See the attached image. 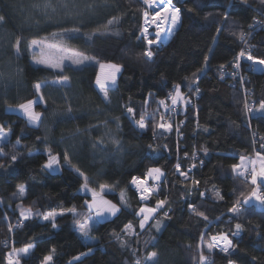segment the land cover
Instances as JSON below:
<instances>
[{
	"label": "trees",
	"instance_id": "obj_1",
	"mask_svg": "<svg viewBox=\"0 0 264 264\" xmlns=\"http://www.w3.org/2000/svg\"><path fill=\"white\" fill-rule=\"evenodd\" d=\"M36 2L0 0V9L3 10L0 14L7 16L6 23L0 27V73L9 77L0 83V124L12 130L4 142L5 150L20 157L11 170H0V253H7L13 246L19 248L32 243V251L22 257L21 264H40L43 256L53 247L57 250L54 264H67L72 256L91 246L93 253L82 258L83 264H135L137 257L131 254L134 249L138 250V257L146 252L158 251L160 264H193L194 252L198 260L200 249L196 246L201 243V232H228L239 222L245 225V230L239 236L232 237L238 245L236 251L226 257L215 250L208 254L205 247V254L212 264H228L229 259L234 264H253L252 256L264 259V209L253 204L247 207L242 217L234 219H230L232 214L228 212L240 192L247 193L251 188V185L245 187L242 178L233 175L230 165L237 163L240 155H254L253 148H258L260 136L264 135V117L258 113L244 112L245 100L251 105H258L260 99H264V71L252 72L247 67V61L241 62L247 91L243 94L237 87L228 84L226 79L221 80L217 70L222 63L227 66L240 49L246 47L233 32H245L249 45L253 46V54L264 58V28L248 27L253 23V17H264L255 11L259 8L264 12L258 0H249L250 7L240 4L239 0H232L231 7L229 0H174L182 9L181 24L168 43L160 45L154 61L150 63L137 59V53L143 50V42L136 39L142 8L137 0H107L109 7H98L94 14L85 10V4L100 5L104 0H76L79 10L83 12L80 17L67 16L65 9L58 6V0H52L57 7L56 12L49 10V15L45 16L42 12L33 11L32 5ZM67 2L71 8L72 0ZM188 8H193V11L189 12ZM225 11L229 12L227 21L222 20ZM112 15L121 16V23L112 33L97 35L91 41L85 40L83 35L68 41L71 48L95 57L97 61L123 66L118 87L109 93L111 103L102 102L94 83L97 63L79 69L65 63L68 67L63 74L69 76L70 86L53 85L43 89L47 109L43 105L35 107V111L43 113L42 123L38 127L28 125L19 112L6 111L7 104L15 106L31 99L32 85L37 80L53 81L58 78L59 69H48L32 63L33 54L27 50L28 41L48 38L47 42H54L50 38L51 33L81 22L82 33H90L101 28ZM221 26L224 31L217 34L216 29ZM18 36L24 38L19 59L13 55L11 48ZM209 49H212L211 53ZM205 55L210 56V67L200 76V95L192 96V105L174 116V121H184L179 125L182 137H178L173 130L153 140L150 128L143 133L134 131L129 120L123 118L121 105L130 103L139 118L144 99L150 91L155 93V97L152 98L149 112L157 109L155 101L164 98L174 83H180L181 90L187 94L191 74L203 65ZM69 106L73 109L72 118L57 115L65 112ZM117 117H120V130L116 129ZM105 121H108L107 127L102 126ZM197 121L200 128H197ZM90 125L96 127L75 134L77 129H89ZM203 127H208L209 132H204ZM17 137L21 138V143L13 149ZM37 137H47V141L37 140ZM113 137L121 142L119 151L111 143ZM98 139H102L103 143L93 148V142ZM253 140L256 141L255 145ZM150 143L154 146L167 144L168 151L161 148L158 152H152L147 147ZM194 145L196 149L207 147L209 153L204 155L198 151L197 167L192 170V175L201 184L196 193L187 197V201L195 203L198 210L208 216V222L189 212L187 203L181 200L182 186L174 175L177 155L183 170L191 166ZM48 148L61 154L68 151L71 165L85 173L91 182L90 187L98 190L100 184L118 185L114 191L106 194V198L114 203H119L121 190H125L126 207L122 212L117 217L92 224L90 235L97 239V243L85 246L75 231L76 221L85 219L89 211L86 206L81 207L85 199L91 198L78 191L83 180L66 165L59 172L42 171L41 166L46 160L44 153ZM185 151L189 153L187 159L184 158ZM149 167H161L165 177L162 178L160 194L148 203L154 206L156 199L167 195L169 205L164 210L171 209V218L163 221L159 232L146 230L138 238H131L128 247H121L120 241L112 235L113 230L120 232L129 221L138 225L134 212L140 206L139 199L128 182L133 175L142 177ZM20 183L25 185V195L22 198L13 197L12 193ZM213 186L220 190L223 201L215 196ZM206 189L207 197H200L198 192ZM17 205L24 209L31 208L39 214L75 206L78 215L74 217L69 213L57 216L55 229L50 222L36 216L25 221L23 227L9 232V224L15 225L19 220L20 208ZM5 213L8 216L6 220L2 219ZM217 217L220 219L217 220ZM157 219H162V213ZM255 225H260V235L254 230ZM150 236L156 238L155 247L149 245L145 250L144 241ZM203 243H208L207 237Z\"/></svg>",
	"mask_w": 264,
	"mask_h": 264
},
{
	"label": "snow or ice",
	"instance_id": "obj_2",
	"mask_svg": "<svg viewBox=\"0 0 264 264\" xmlns=\"http://www.w3.org/2000/svg\"><path fill=\"white\" fill-rule=\"evenodd\" d=\"M137 2L143 5L140 8V22L138 24L139 34L137 35V41L143 42V50L137 53V59L144 60L145 62H153L156 54L160 50V45L163 39L167 40L171 38L177 28L181 24V13L182 9L174 3V0H137ZM240 4L250 7L249 0H239ZM232 0H229V7H231ZM259 5L264 8V0H258ZM58 6L65 9V14L69 17L75 16L80 17L83 12L79 10V5L76 0H72V7L69 8L67 0H58ZM98 7H109L107 0L100 5L95 3L85 4L84 8L89 14H94ZM34 12H42L45 16L49 15V10L55 13L57 7L53 5L52 0H37L36 3L32 5ZM0 11H3L0 9ZM189 12L193 11V8H188ZM255 11L261 12V9H255ZM229 19V12L225 11L222 16L223 21ZM253 23L249 24V29H254L257 25L264 28V20H257L253 17ZM7 21V16L0 14V27ZM121 23L120 15H112L111 18L107 20L106 23L101 25V28L94 29L90 33H82L83 24L77 23L72 27L61 28L57 32L50 34V38L54 42H47L48 38L44 40L31 39L27 43V50L30 51L32 55V62L36 65H43L48 69H59L57 72V79L53 81L48 80H37L33 83V94L31 99H26L24 102L18 103L15 106L12 104H7L6 111L13 112L19 111L26 118L27 124L33 127H38L43 120V113L35 111V107L43 105L45 110L47 109V97L45 96L43 89L46 87H51L53 85L58 87H68L70 86V78L64 75V70L68 65L65 61H70L71 66L79 69L82 66L91 63H97L99 65L100 72L97 73L95 78V85L98 88V94L102 96V102L105 104L111 103L109 93L114 91L118 87V77L122 73V65L116 63H105L102 61H97L95 57L88 56L82 52L76 51L68 45L69 40L79 38L81 35L84 36L85 40L91 41L97 35H107L116 29V27ZM224 31L223 26L216 29L217 34ZM118 34V32L116 33ZM166 34V35H164ZM234 36H237L240 43L245 45L240 52L233 58L227 66L222 63L218 66V72L220 73V78L223 80L227 72V68H231V76L233 79L239 78L241 84H245L246 81L244 77L240 74L242 68V61L248 62V69L252 72L264 71V68H258L257 66H264V58L256 56L251 51L253 46L249 45L248 35L241 31L239 34L233 32ZM24 46V38L18 36L15 42L11 45L13 55L20 58L22 48ZM153 46H156L155 49ZM38 50V51H37ZM212 52V49H209ZM210 67V56L205 55L203 57V65L195 72L191 74V80L188 84V93L186 94L181 90L180 83H174L172 90L164 98H159L155 102L157 104V109L152 112L148 111L152 98L155 97V93L149 92L148 96L145 97L143 108L139 113V118H137V111L134 106L130 103L122 104L121 107L124 109L122 113L123 118L128 119L133 125V130L140 133L146 132L151 129L153 133V140L158 139L165 134L171 133L173 130L176 132L178 137H182L181 128L179 125H175L172 122L173 114H180V110H186L192 105V96H199L201 89L199 87V80L201 74ZM9 77H6L4 73H0V83H3ZM188 80V77H185ZM67 99V97H65ZM131 101V97H129ZM170 101V103H169ZM163 109V111H160ZM73 109L69 106L65 112L57 113V115L68 116L72 118ZM244 112L246 114H260L264 117V99H260L258 105H250L247 100L244 102ZM157 115L159 119L157 120ZM116 129L120 130V117L115 118ZM184 121H180L183 124ZM108 121L103 123V127H107ZM251 125L249 124V127ZM89 129L80 130L77 129L75 134H82V132H88ZM199 121H197V128H200ZM204 132H209L208 127H203ZM11 129H6L5 125L0 124V170H11L13 166L18 162L20 157L16 154H10L5 150L4 142L8 140L11 135ZM255 136V133H253ZM37 140L47 141V137H37ZM62 142V141H61ZM21 143V138L17 137L13 149L16 145ZM103 143L102 139H98L93 142V148L98 147ZM111 143L116 146L117 151L121 149L120 140L115 137L112 138ZM178 143V153H179V141ZM256 141L253 140L255 145ZM148 149L152 152H158L163 148V150L168 151V145H153L149 144ZM198 151H202L204 155H208L209 150L207 147L201 146L196 149L194 145V150L191 153V159L193 163L187 170H183L182 162L177 155V161L174 167V175L179 180L182 191L181 200L187 203V208L191 214L202 218L205 222H208L209 218L204 212L199 211L195 203L187 201V197L192 196L198 191L201 181L196 179L192 175V170L197 167L195 163L197 159ZM254 155H240L239 162L230 165L231 172L237 178H242V183L245 187L251 185L250 190L245 193L240 192V196L237 197L232 206L228 209V212L232 214L230 219L242 217L248 206H252L255 203L261 209H264V135L260 136V143L258 148H253ZM32 155V153H29ZM44 155L46 160L41 166L42 171H60L65 165L72 168V171L78 174V176L83 180L78 191L90 195L91 199H85L84 204L81 207H87L88 215L86 219L81 222L76 221L75 231L84 237L89 245L97 243L95 237L90 235L91 227L93 223L100 220H105L110 217H117L124 207H126V192L124 189L121 190V199L119 203H114L112 200L106 198L108 192L114 191L115 187L118 185L100 184L99 190L95 187H90L89 178L82 172L78 167H73L71 165V156L68 151L61 154L59 151L53 152L51 148L46 149ZM189 157L188 152H184V158ZM203 164V161H200ZM165 177V172L162 171L161 167H149L141 176L133 175L128 182L130 185L134 186L136 189V194L139 197V204L137 210L134 212V217L138 221V225L134 221H129L126 223L120 232L113 230L112 235L120 241L121 247H128L129 240L133 237H139L146 230L154 229L156 232L161 230L163 221L171 218V209L168 211L164 209L169 205V198L164 195L163 198L156 199L154 206H149V201L160 194L162 178ZM207 183V182H205ZM215 192V196L219 200L223 201L224 196L221 194L220 190L213 186L212 189ZM235 191V190H234ZM26 192L25 185L23 183L16 185V190L12 193L13 197H24ZM234 194V193H233ZM198 195L200 197H207L208 190L199 191ZM2 203V201H0ZM20 208L19 222L16 225L9 224L8 231L14 232L16 228L23 227L24 222L38 216L42 221L50 222L53 229L57 227L56 218L57 216H64L65 214H72L74 217L78 215L75 206L70 208H62L59 211H48L43 214L33 212L31 208L24 209L21 205H17ZM162 213V219H157V217ZM2 219H8L5 213ZM217 220L220 217L216 218ZM206 227L208 224L206 223ZM260 225H255L254 230L259 232ZM245 230V225L242 223H235L234 226L228 231L223 230L215 233L209 234L205 232L200 233L201 243L197 244V249H200L199 256L194 252L192 259L193 264H212L209 256L205 254L204 248L206 247L207 253L211 254L215 251L223 253L226 257L230 256L234 251L237 250L238 245L233 242L232 237H237ZM208 238V243L205 245L203 242L205 238ZM128 238V239H125ZM156 238L155 236H150L144 241V249L146 250L149 245L155 247ZM189 248L191 246L189 245ZM33 249V244L29 243L24 247H11L10 251L7 253H0V264H21L22 257L27 256ZM264 251V250H262ZM138 250H132L131 254L135 259V264H160V253L158 251L146 252L142 257H138ZM93 253V247H87V251L78 253L72 256L67 264H83L82 258L87 257ZM57 250L53 247L48 254L44 255L40 264H54V259L56 257ZM253 264H264V259L258 258L257 256H252ZM228 264H234V262L229 259Z\"/></svg>",
	"mask_w": 264,
	"mask_h": 264
},
{
	"label": "built area",
	"instance_id": "obj_3",
	"mask_svg": "<svg viewBox=\"0 0 264 264\" xmlns=\"http://www.w3.org/2000/svg\"><path fill=\"white\" fill-rule=\"evenodd\" d=\"M142 7H143V5H142ZM257 20H264V17H262V18H258ZM261 26H259V25H257L256 26V28H260ZM139 34V33H138ZM164 35H166V34H164ZM170 40V38L169 39H167V40H165V39H163V37H162V41H161V45H164V44H166V43H168V41ZM154 48L156 47V46H153ZM241 50V49H240ZM240 52V51H239ZM238 52V53H239ZM237 53V54H238ZM236 54V55H237ZM235 55V56H236ZM247 67H248V65H247ZM227 72L229 73L228 75H226L225 76V78L224 79H226L227 80V82H228V84H230V85H232V86H234V87H237L240 91H241V93H246L247 91H246V88H245V85L244 84H241L240 83V80H239V78H236V79H233L232 78V76H231V68L229 67V68H227ZM243 77H244V79H245V73H243V65H242V68H241V73H240ZM169 103H170V101H169ZM251 105V104H250ZM160 111H163V109H160ZM174 116H176V114H173V117H172V122L174 123V125H181L180 124V121H182V120H180V121H174L175 120V118H174ZM131 186V188L135 191V193H136V189L134 188V186H132V185H130ZM137 195V194H136ZM137 197H138V195H137ZM138 199H139V197H138ZM19 222V220L17 221V222H15V225L17 224ZM20 228V227H19Z\"/></svg>",
	"mask_w": 264,
	"mask_h": 264
},
{
	"label": "rangeland",
	"instance_id": "obj_4",
	"mask_svg": "<svg viewBox=\"0 0 264 264\" xmlns=\"http://www.w3.org/2000/svg\"><path fill=\"white\" fill-rule=\"evenodd\" d=\"M38 51V50H37ZM33 63V62H32ZM65 63H69L70 64V61H65ZM34 64V63H33ZM98 72H100V69H99V65H98V70H97V73ZM16 112H19V111H16ZM20 114H22L21 112H19ZM249 156V155H248ZM239 162V159H238V161H237V163ZM52 172H59V171H52ZM80 188V187H79ZM98 190H99V188H98ZM80 192V191H79ZM81 193H83V192H81ZM91 199V198H90ZM108 199V198H107ZM254 205H255V203H253ZM149 206H151V205H149ZM256 206V205H255ZM257 208H259L258 206H256ZM261 209V208H260ZM86 217H87V215H86ZM86 217H85V219H86ZM85 219H83L81 222H83ZM101 221V220H100ZM76 227V226H75ZM77 234H78V236L82 239V241L85 243V242H87L86 241V239L84 238V237H81L80 236V234L78 233V232H76ZM93 237V236H92ZM86 245V244H85ZM84 251H87V248L84 250Z\"/></svg>",
	"mask_w": 264,
	"mask_h": 264
},
{
	"label": "crops",
	"instance_id": "obj_5",
	"mask_svg": "<svg viewBox=\"0 0 264 264\" xmlns=\"http://www.w3.org/2000/svg\"><path fill=\"white\" fill-rule=\"evenodd\" d=\"M247 63H248V62H247ZM257 67H258V68H264V66H260V65H258ZM95 239H96V238H95ZM96 240H97V239H96ZM84 244H86L85 246L89 245L88 242H85Z\"/></svg>",
	"mask_w": 264,
	"mask_h": 264
}]
</instances>
